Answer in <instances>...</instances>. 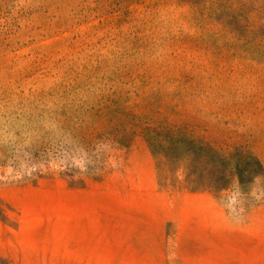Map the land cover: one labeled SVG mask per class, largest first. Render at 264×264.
I'll list each match as a JSON object with an SVG mask.
<instances>
[{
    "label": "rangeland",
    "instance_id": "1",
    "mask_svg": "<svg viewBox=\"0 0 264 264\" xmlns=\"http://www.w3.org/2000/svg\"><path fill=\"white\" fill-rule=\"evenodd\" d=\"M0 264H264V0H0Z\"/></svg>",
    "mask_w": 264,
    "mask_h": 264
}]
</instances>
